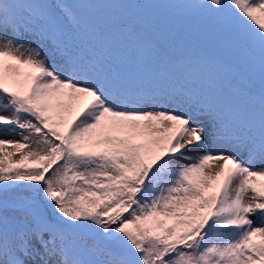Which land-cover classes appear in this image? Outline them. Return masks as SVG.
<instances>
[{
    "label": "snow or ice",
    "instance_id": "snow-or-ice-1",
    "mask_svg": "<svg viewBox=\"0 0 264 264\" xmlns=\"http://www.w3.org/2000/svg\"><path fill=\"white\" fill-rule=\"evenodd\" d=\"M0 264H264V0H0Z\"/></svg>",
    "mask_w": 264,
    "mask_h": 264
},
{
    "label": "rangeland",
    "instance_id": "rangeland-1",
    "mask_svg": "<svg viewBox=\"0 0 264 264\" xmlns=\"http://www.w3.org/2000/svg\"><path fill=\"white\" fill-rule=\"evenodd\" d=\"M188 27L192 31L196 30H203L204 28L210 27V25L207 24V22L204 21H196L192 20L188 22ZM207 50L211 51L212 53L215 52V49L206 48ZM200 50V49H198ZM18 138V137H16ZM187 161H181V163H186Z\"/></svg>",
    "mask_w": 264,
    "mask_h": 264
},
{
    "label": "trees",
    "instance_id": "trees-1",
    "mask_svg": "<svg viewBox=\"0 0 264 264\" xmlns=\"http://www.w3.org/2000/svg\"><path fill=\"white\" fill-rule=\"evenodd\" d=\"M204 51H205V48H204Z\"/></svg>",
    "mask_w": 264,
    "mask_h": 264
}]
</instances>
